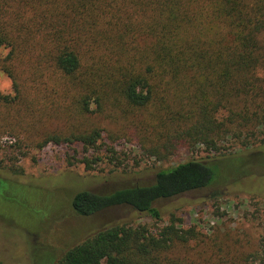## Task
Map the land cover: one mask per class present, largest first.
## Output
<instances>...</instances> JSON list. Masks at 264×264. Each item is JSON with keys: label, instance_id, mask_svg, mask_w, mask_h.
Masks as SVG:
<instances>
[{"label": "trees", "instance_id": "1", "mask_svg": "<svg viewBox=\"0 0 264 264\" xmlns=\"http://www.w3.org/2000/svg\"><path fill=\"white\" fill-rule=\"evenodd\" d=\"M261 30L264 0H0V71L17 98L32 88L43 100L57 98L42 108L64 117L69 130L44 133L39 148L66 143L99 152L101 131L77 128L74 119L115 109L131 117L137 141L151 156L169 155L173 142L218 154L219 144L242 125H236L241 115L235 107L258 64ZM248 119L264 124V107ZM215 158L188 159L158 169L150 182L108 193L79 191L72 210L91 216L127 206L158 220L156 201L213 182ZM98 160L83 155L80 162L91 170ZM176 222L171 216L153 232L116 221L46 264H225L219 256L206 257L195 227ZM191 240L200 242L194 253Z\"/></svg>", "mask_w": 264, "mask_h": 264}, {"label": "rangeland", "instance_id": "2", "mask_svg": "<svg viewBox=\"0 0 264 264\" xmlns=\"http://www.w3.org/2000/svg\"><path fill=\"white\" fill-rule=\"evenodd\" d=\"M256 41L258 64L247 74L248 86L242 87L248 91L235 107L241 115L236 125H242L219 144L218 154L208 152L203 145L188 149L173 142L169 155L151 156L137 141L131 117L125 118L115 109L74 119L77 128L97 127L101 131L99 152L85 153L82 145L66 143L39 148L37 143L44 133L69 130L64 117L42 108H50L57 98L43 100L33 88L17 98L12 80L0 71V261L34 264L36 259L39 264L50 263L53 254L59 257L107 224H143L154 232L166 227L174 216L181 228L195 227L198 240L206 245V257L219 256L225 264H264V124L247 120L264 107V30L257 33ZM54 83L48 81L52 87ZM30 105L36 110L30 111ZM220 114L224 118L227 111ZM109 146L113 155L106 151ZM83 155L99 157L91 170H85L80 162ZM110 155L113 158L109 159ZM207 155L216 157L213 182L156 201L158 220L127 206L91 216L72 210L71 200L79 191L103 194L147 183L158 169ZM188 246L194 253L200 242L191 240Z\"/></svg>", "mask_w": 264, "mask_h": 264}]
</instances>
